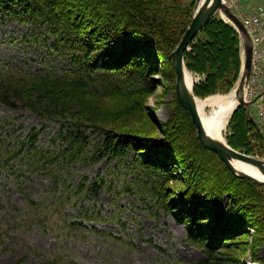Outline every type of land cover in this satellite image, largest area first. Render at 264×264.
<instances>
[{
    "label": "trees",
    "instance_id": "obj_1",
    "mask_svg": "<svg viewBox=\"0 0 264 264\" xmlns=\"http://www.w3.org/2000/svg\"><path fill=\"white\" fill-rule=\"evenodd\" d=\"M194 4V0L189 4L179 0H0V13L20 8V13L38 16L52 25V34L57 35L53 47L56 50L65 47L66 58L70 59L66 66L40 72L18 68L0 71V104L12 110H28L44 122L40 131L32 129L24 140H14L0 127V173L7 171L14 175V167L20 163L29 174L44 171L53 178L56 187L64 180L61 173L70 165L95 164L106 156L118 158L132 152L137 162L158 173L157 194L163 211L185 227L192 246L205 250L207 258L200 264H228L234 259L218 253L226 248L223 243L241 235L250 224L240 209L243 203L248 206V197L257 207L260 205L262 198L257 185L239 179L224 163L221 166L220 160L214 158L215 153L202 147L195 136L194 148L182 153L185 159L184 164H180L172 153L182 145V139L176 141L180 128L175 121L177 119L180 124L186 121L192 130L194 127L176 99L173 110L178 118L172 115L169 123L176 127L169 125L166 130L169 138L157 140L144 134L146 112L143 103L153 91L149 77L156 74L150 72L155 64L153 60L159 59L166 64L175 85L172 53L191 21ZM232 31L231 26L215 15L186 51L188 71L202 78L194 84L197 97L213 93L215 89H228L237 78L238 60L231 53L233 45L229 37ZM225 49L231 53L228 58L222 56ZM238 108L241 121L236 114L233 116L230 132L236 144L231 147L264 158V138L256 134L254 138H258L259 145H252L247 136L251 128L260 133L258 125L248 107L241 105ZM50 125H55L58 130L51 139L53 150L43 149L38 144L40 132ZM237 131L245 142L237 140ZM94 136H100L102 144L93 152L95 147L92 150L88 147ZM175 159L177 163L173 161ZM210 163L221 166L219 172L224 176L215 177L216 168ZM176 170L180 171L184 185L174 195L169 184L178 179ZM220 170H224L223 174ZM235 182L256 188L259 201L254 193L243 201L238 196L240 191ZM21 185L22 181L17 179V190L23 193ZM101 188L97 180L88 181L86 177L78 189L92 199L98 198ZM217 188L219 191L216 192ZM224 197L232 204L229 213L217 214L210 206L213 202L217 205ZM25 201L27 210L23 211L11 202L9 195L0 198V212H4L6 220L0 230V246L5 244L3 238L13 228L29 230L35 224H41L46 231L52 205L45 206L27 196ZM259 218L264 224V214ZM251 224L253 229L257 228ZM87 229L82 221H70L68 226L69 231ZM148 242L152 244L151 240ZM155 248L164 252L160 247ZM31 257L33 261L28 262ZM13 264L79 263L60 255H47L28 245L26 254Z\"/></svg>",
    "mask_w": 264,
    "mask_h": 264
},
{
    "label": "rangeland",
    "instance_id": "obj_2",
    "mask_svg": "<svg viewBox=\"0 0 264 264\" xmlns=\"http://www.w3.org/2000/svg\"><path fill=\"white\" fill-rule=\"evenodd\" d=\"M179 1L189 4L191 0ZM194 1L192 16L197 4V0ZM224 3L241 23L248 22L247 27L252 35V46L264 50V0H224ZM13 9H15L14 12L0 13V71L6 72L18 68L23 71L40 72L47 68H60L70 63V59L66 58L68 52L65 47L59 50L53 47L57 35L52 34V25L38 16L20 13V8ZM216 16L233 28L229 37L233 45L231 53H234L235 60H238V75L228 89H215L212 91L213 93L205 94L202 97H197L194 93L199 100H205L214 95L226 96L232 92L240 91L244 63L241 35L223 15L216 14ZM255 18L259 20H255ZM256 38H259L260 41L258 42ZM231 53L229 49H225L224 52L222 51V56L228 58ZM154 62V70L151 69L150 72L156 74L149 76L153 82V91L143 103L146 112V132L144 134L157 140H166L169 138L166 130L170 125L172 115L178 118L173 110L174 99L177 100L176 88L174 94L173 75L166 64L159 59L153 60ZM254 73H256V69L251 73L250 78ZM189 75L193 77L194 82L202 79L191 72ZM262 76L264 77V75ZM263 87L261 89L264 91ZM246 95L247 91L244 89L241 97L244 98ZM249 100L245 101L244 99L246 104L242 105L248 107L249 114L257 122V117L253 115V112L263 109L264 101L261 98H258L257 102ZM239 106L241 104L234 108L224 131H222L223 142H227L232 147L236 143L233 141L230 126L235 114L241 121L237 110ZM205 112L213 118L218 112V107H207ZM43 124L44 122L28 110H12L0 104V127L5 130V133L11 134L14 140L17 138L26 139L32 129H36L38 132ZM175 125L180 128V135L176 136V141L179 142L182 139V145L172 153H175L180 164L183 165L185 159L183 154L194 148L196 143L194 136L197 139V133L196 130L194 131L195 128L192 130L186 121H181L180 124L176 119ZM170 126H174V123ZM258 127L260 133H257V129L251 128V132L247 135L252 145H259L258 138H254L256 134L264 138V126L259 124ZM57 131L55 125L47 127L43 132H40L38 144L43 149L49 147L53 150L51 139L57 134ZM13 132L14 134H12ZM236 136L237 140H241L240 143L245 142L238 131ZM197 142L199 143L198 139ZM89 143L88 149L92 150L95 147L94 152L97 148L100 149L102 139L100 136H94ZM238 151L240 150L238 149ZM214 158L220 160L216 154ZM256 158L264 160L261 157ZM173 161L178 162L176 159ZM214 162L216 163L215 160ZM222 163L224 162L220 160L221 166ZM210 164L213 165V163ZM221 166H214L217 170H214L213 173L215 177L224 176H221L219 172ZM14 170L16 171L14 175L7 171L0 173V198L9 195L11 202L18 209L25 211L27 210L25 196H27L45 206L52 205L50 209L52 216L51 220L47 221L46 231L41 224H35L29 230L23 227L10 230L3 238L5 244L0 246V264L15 263L26 254L28 245L47 253V255H60L64 259L75 260L79 264H200L207 258L204 249L190 244L185 227L173 220L171 215L166 214L161 208L157 194L160 181L158 173L156 174L152 168H146L139 161L137 162L132 152L118 158L106 156L95 164H79L75 167L70 165L61 173L64 175V180L56 187L53 185V178L44 171L29 174L20 163L14 167ZM178 170H176L178 179L169 184L174 195L177 193V189L184 185V180ZM220 171L223 174L224 170ZM18 175L20 178H17ZM86 177L88 181L97 180L98 184L102 186L98 191V198L89 199L84 193L79 192V185ZM16 178L18 181H22L23 193L17 190ZM228 179L232 182L229 177ZM235 184L238 185L237 182ZM238 188L240 191L238 196L242 197L243 201L250 193L252 196L254 193L259 201L255 193L256 188L253 189L247 184L238 185ZM257 190L262 198V201H259L260 205L257 207L248 197L246 199L248 206L243 203L244 207L242 206L240 209L250 224L254 223V227L257 225V228L253 229L252 224H249L241 235L236 236L232 241L223 243L226 248L221 249L218 255L234 259L228 264H264V224L259 218L261 214H264V185H257ZM215 191H219V188ZM230 205L232 204L228 197H224L217 205L213 202L210 207L219 214L225 211L229 213ZM236 206H238L237 203ZM5 221L4 212L1 211L0 230ZM70 221H82L89 229L69 231ZM148 240H151L152 244ZM155 246L162 248L164 252L157 250ZM32 261L33 257L28 262Z\"/></svg>",
    "mask_w": 264,
    "mask_h": 264
},
{
    "label": "water",
    "instance_id": "obj_3",
    "mask_svg": "<svg viewBox=\"0 0 264 264\" xmlns=\"http://www.w3.org/2000/svg\"><path fill=\"white\" fill-rule=\"evenodd\" d=\"M216 14L223 15L241 35L243 49H244V63L241 74L240 82V94L246 88L252 66V43L249 35L247 34L243 24L226 6L224 0H197L195 12L192 16V20L186 29L184 35L176 46L172 53V64L176 73V98L177 101L188 113L191 122L196 130L197 139L199 143L206 149L214 152L221 161L225 163L227 168L238 178L246 179L257 185H264V180L258 179L253 175L247 174L242 171H238L234 168L232 162L238 160L240 162L249 164L256 167L264 176V160L250 155H247L241 151L232 148L227 142H221L210 137L204 130L200 117L198 115V109L196 99L194 95L193 85L194 79L188 85L186 80V74H190L185 64V53L189 50V46L196 37V35L205 28L210 19ZM241 97V96H240ZM239 104H246L241 97Z\"/></svg>",
    "mask_w": 264,
    "mask_h": 264
},
{
    "label": "bare ground",
    "instance_id": "obj_4",
    "mask_svg": "<svg viewBox=\"0 0 264 264\" xmlns=\"http://www.w3.org/2000/svg\"><path fill=\"white\" fill-rule=\"evenodd\" d=\"M186 80L188 82V85H190L192 79H191V76L189 74H186ZM240 96H241L240 91L239 92L235 91V92H232L231 94L226 95V96L214 95V96H209V98H207L205 100H199V99L197 100L196 99V104H197L198 115L200 117V121L202 123L204 130L206 131V133L210 137H212L213 139H215L217 141H221V142L224 141V139L222 137V131H224V127L227 123V120L230 117L231 113L233 112L234 108L239 104V100L241 98ZM211 106H217L218 107V112H217V114H215L214 117L212 116L213 118L208 116L205 112L206 108L211 107ZM104 154H105V152H104ZM4 164H5V162H4ZM232 164L236 170H238V171L241 170L242 172L253 175L254 177H256L258 179L264 180V176L256 167L251 166V165L246 164V163H243V162H240L238 160L233 161ZM171 172H172V170H171Z\"/></svg>",
    "mask_w": 264,
    "mask_h": 264
},
{
    "label": "built area",
    "instance_id": "obj_5",
    "mask_svg": "<svg viewBox=\"0 0 264 264\" xmlns=\"http://www.w3.org/2000/svg\"><path fill=\"white\" fill-rule=\"evenodd\" d=\"M255 20H259V19L255 18ZM247 23L248 22H242L247 34L252 40V35L250 34V31L248 30ZM256 39H258V42L260 41L259 38H256ZM263 68H264V50L254 48V46H252V66H251L250 76H251V73H253L255 69H256V73L252 75V78L249 77L247 86L245 88V90L247 91V95L246 97L243 98L245 99V101L247 99H250L249 101L257 102L258 98H261L264 101V91L261 89L264 83V77L262 76L264 75ZM263 109H260V110L257 109V111L253 112V115L254 116L256 115L257 117V122L255 121L257 125L261 124L262 126H264V110Z\"/></svg>",
    "mask_w": 264,
    "mask_h": 264
}]
</instances>
